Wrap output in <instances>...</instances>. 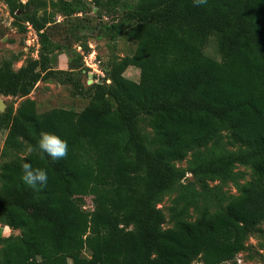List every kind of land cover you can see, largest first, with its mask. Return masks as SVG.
<instances>
[{"label":"trees","instance_id":"obj_1","mask_svg":"<svg viewBox=\"0 0 264 264\" xmlns=\"http://www.w3.org/2000/svg\"><path fill=\"white\" fill-rule=\"evenodd\" d=\"M0 1L42 42L38 58L20 68L12 59L0 64V95L23 98L16 111H0L2 155L33 149L0 163V223L20 231L0 234V264H236L264 222V0H208L202 7L192 0ZM91 10L123 18L133 53L103 69L105 79L90 85L80 111L38 112L28 96L55 76L48 24L56 14ZM212 36L217 58L204 50ZM129 66L139 70L137 81L124 76ZM143 116L151 135L139 126ZM42 132L67 142L66 158L52 163L39 150ZM225 138L237 148L225 149ZM189 154L187 169L177 167ZM24 163L46 170L45 188L22 182ZM239 165L251 170L249 180L239 181ZM187 172L204 193L181 183ZM215 181L232 182L237 194L211 211L208 182ZM173 190L174 225L164 228L158 204ZM78 196H90L93 209L76 204ZM199 198L204 205L190 220Z\"/></svg>","mask_w":264,"mask_h":264},{"label":"rangeland","instance_id":"obj_2","mask_svg":"<svg viewBox=\"0 0 264 264\" xmlns=\"http://www.w3.org/2000/svg\"><path fill=\"white\" fill-rule=\"evenodd\" d=\"M86 1L90 2V0ZM96 11L78 13L71 17L56 14L55 22L48 24L50 26L46 32L45 45L49 49V66L54 70L55 76L39 81L28 96L36 102L38 112L60 107L80 111L91 98L90 85L95 80L101 82L105 79L106 73L103 69L110 67L112 60L121 59L133 53L135 42L124 36L121 29L124 24L123 18L119 14L99 16ZM121 11L122 9H120ZM112 23L116 26L110 28ZM24 25V29L21 25H17L7 6L0 1V64L6 59H12L14 69H18L27 60L38 58V52L42 48L40 34L36 30L34 32L29 29L26 23ZM209 39L204 50L208 55L217 58L216 37L212 36ZM73 61H75V65ZM91 67L93 68L91 69ZM67 76L73 77L74 81L64 80ZM124 76L137 81L139 70L129 66L125 70ZM22 99L18 96L0 95V100L5 106L4 110L11 105L16 111ZM139 126L145 133L152 134L149 117L143 116ZM6 133V129L0 130V163L12 158L24 157L32 152L33 149L26 146L19 151H10L6 156H3L2 149ZM226 140L227 138L223 140L225 149L235 150L237 148L225 143ZM190 159L191 154L184 160L177 161V167L187 169ZM237 170L244 174V178L240 179V182L250 179L251 170L249 168L239 165ZM181 183H189L198 192L204 193L197 177L189 172L186 173ZM208 185L207 195L211 199L209 207L211 211L225 205L226 200L223 198L237 194L232 182L215 181L208 182ZM177 193V190L171 191L158 204L166 216L164 228L174 225L171 207L172 199L176 197ZM74 201L84 210L91 211L93 209L94 203L90 196H78ZM203 205L204 201L199 198L198 207L191 208L188 218L195 220ZM0 234L7 237L19 235L20 231L12 230L0 223ZM246 245L247 249L237 255L236 264H264V222L249 235Z\"/></svg>","mask_w":264,"mask_h":264},{"label":"clouds","instance_id":"obj_3","mask_svg":"<svg viewBox=\"0 0 264 264\" xmlns=\"http://www.w3.org/2000/svg\"><path fill=\"white\" fill-rule=\"evenodd\" d=\"M193 6L202 7L208 3V0H192ZM37 147L46 154L52 163H56L68 155V144L59 136L42 132ZM22 182L29 188L39 191L47 186L48 174L46 170L41 168H33L30 163L22 165Z\"/></svg>","mask_w":264,"mask_h":264},{"label":"built area","instance_id":"obj_4","mask_svg":"<svg viewBox=\"0 0 264 264\" xmlns=\"http://www.w3.org/2000/svg\"><path fill=\"white\" fill-rule=\"evenodd\" d=\"M26 24H27V27L29 28V29H32L34 32H35V30L32 28V26L28 23V22H26ZM87 66H90L89 64H87ZM93 67H91V69H92ZM95 82H98L97 80H95Z\"/></svg>","mask_w":264,"mask_h":264},{"label":"water","instance_id":"obj_5","mask_svg":"<svg viewBox=\"0 0 264 264\" xmlns=\"http://www.w3.org/2000/svg\"><path fill=\"white\" fill-rule=\"evenodd\" d=\"M4 104L1 102V100H0V110H4Z\"/></svg>","mask_w":264,"mask_h":264}]
</instances>
